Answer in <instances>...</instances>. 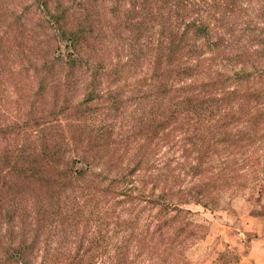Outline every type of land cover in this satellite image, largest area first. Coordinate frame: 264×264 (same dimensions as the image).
<instances>
[{"label": "trees", "instance_id": "1", "mask_svg": "<svg viewBox=\"0 0 264 264\" xmlns=\"http://www.w3.org/2000/svg\"><path fill=\"white\" fill-rule=\"evenodd\" d=\"M245 1L26 0V4H22L23 13H29L30 6L34 7L29 19L35 16L36 26L40 27L38 30L39 27L29 28L25 19H19L20 10H9L11 0H0L3 6L0 20L11 14L3 20L5 24H0V45L11 31L17 36H27L35 61L34 78H37L33 93L46 98V102L41 103L46 105V118L40 123L35 122L38 125L35 129L22 131L19 123H5L4 126L0 123V133L9 135L3 139L12 137L14 141L11 143L8 140L9 143L0 149V264H184L182 258L175 260L169 252L174 240L165 243L166 250L158 254L159 238H162L163 229L172 230L173 236H177L176 222L184 218L181 213L189 214V210H183L177 204L187 203L190 199L201 204L204 202L197 197L171 202L164 191L157 200L147 199L148 203H154L159 208V214L174 212L168 215L171 217L152 225L156 226L155 231L149 233L148 223L145 230L134 232L136 226L129 222L135 226L130 227L129 234L125 233L127 229L122 235L118 234L119 230L122 231L120 224L110 233L108 226L118 221L119 217L114 219L109 212L106 215L102 213L99 218L85 215L83 204H90L92 198L95 199V192L89 191L87 194L90 197L87 198V194L83 196L84 187L73 183L75 173L83 174L91 170L95 162L92 156L93 163L88 155L84 157L83 154L77 159L66 153L70 141L77 145V141L84 140L83 129H74L75 132L69 129L65 132L70 131V136L65 138L58 119L62 116L68 125L80 128L79 122L83 117L101 111L104 103L116 100L112 88L99 89L96 77L100 71L109 73L108 76L121 75L129 67L143 70V63L146 62L151 72L149 75L146 73L142 80L156 102L161 103L168 96L167 101L172 105L183 106L177 112L163 113L159 125H171L172 130L178 129L183 134L181 139L185 153L181 154L182 167H188L187 173L212 172L211 180L223 182L215 188H223L224 183L231 185V181L238 176L226 177L230 166L240 164L247 170H256L261 165L257 154L259 151L264 154L263 108L247 106L237 98L238 103H231L229 99L234 98L231 97L233 92L217 93V87L222 85L221 78L210 74L202 78L201 75L208 73L209 69L206 71L198 63H179L170 72L151 66L159 29L172 31L189 16L200 19L213 30H221L218 39H210L209 50L215 49L221 39L233 40L236 37V24L240 23L238 17L244 11L255 10L247 22L250 27L257 28V24L264 20V4L257 9L252 6L244 8L242 3ZM9 19L14 23L6 24ZM223 24H230L225 32L222 31ZM42 29L46 33L45 38L36 42ZM242 31H250L249 26L244 25ZM61 40L68 41L71 48L65 56L59 51ZM82 52L98 59L92 67L81 65ZM123 54L126 57L124 63L121 60ZM104 57H113L108 62V69L101 62ZM81 66L85 71L91 69L92 72L89 82L84 85L85 93L74 105L70 102L71 94L79 81L77 76H81L82 71L78 74ZM199 80L207 81L198 83ZM141 95L142 98L148 96L145 92ZM253 95L251 92L246 97ZM94 99L101 103L97 101L90 108L89 103ZM204 102L208 105L202 110ZM55 136L61 141L51 144ZM25 139L27 143H19ZM64 139L66 143L63 146ZM103 144L100 143L106 146ZM227 146L231 147V153L224 155ZM219 150L222 156L229 158L215 163L212 155ZM98 154L100 156L101 152L96 150L95 159ZM114 156L109 152L107 158L114 159ZM79 162L84 166L74 169L73 166ZM130 173L122 174L121 181L126 180ZM78 189L83 190L79 192ZM138 192L137 189V195ZM178 192L180 189L175 192L170 190L169 194ZM119 193L125 196L128 190ZM82 196L85 198L80 204ZM91 211L89 214L92 215ZM131 220L136 221V218ZM157 220L160 221L159 218ZM2 225L7 226L3 231Z\"/></svg>", "mask_w": 264, "mask_h": 264}, {"label": "rangeland", "instance_id": "2", "mask_svg": "<svg viewBox=\"0 0 264 264\" xmlns=\"http://www.w3.org/2000/svg\"><path fill=\"white\" fill-rule=\"evenodd\" d=\"M25 1L11 0L9 10H20L19 19H25L29 28L38 29L35 16L32 20L29 19L33 15L30 12H34V7L30 6L29 13H23L22 4L25 5ZM246 1L242 3L244 8L252 6L257 9L264 4V0ZM2 7L0 3V9ZM252 13H255V10L242 12L238 17L240 23L236 24V37L233 40L221 39L212 50L208 49L210 39H218L217 35L221 30L218 32L210 25L207 27L198 18L189 16L172 31L159 29L154 42L156 48L152 55L151 66L159 71L170 72L179 63L187 61L198 63L206 71L209 69L208 73L201 75L202 78L209 74L214 78H221L222 85L217 87V93L221 91L225 93L228 90L233 92L231 97L234 98L229 99L231 103H238L235 99L237 98L247 106L264 109V53H262L264 52V20L256 23L257 28L250 27L251 24L247 21L252 17ZM10 15L6 14L4 19L0 20V24H5L3 20ZM16 19L15 22L18 21V18ZM11 22L13 21L9 19L6 24ZM244 25H248L250 31L244 33L242 31ZM228 26L230 24H223L222 31L225 32ZM44 34L46 35L42 29L36 42L44 39ZM59 43V51L64 56L67 55V52L71 51L69 42L61 40ZM32 56V48L27 36H17L13 31L5 36L0 45L2 126L5 123L11 125L19 123L22 131H30L31 128L35 129L38 126L35 122L40 123L46 118V105L41 104L46 102L45 95L41 97L33 93L37 78H34L35 61ZM81 56L83 62L81 65L86 64L88 67H92L98 60L95 56L83 52ZM112 59L113 57H104L101 60L106 69L109 67V60ZM121 60L123 63L126 61L124 54ZM78 72V74L81 72V76H77L79 81L74 93L71 94V100L69 99L74 105L80 102L85 93L84 85L89 82L92 70L85 71L81 66ZM150 72L151 69H147L146 62L143 63V70L140 67L136 69L129 67L120 73L121 75L108 76L109 73L100 71L96 77L99 89L112 88L113 98L116 100L104 103L105 107L101 111L97 113L91 111L90 115L83 117L82 122H79L80 128L72 124L68 125L62 116L58 119L65 138L70 136V131L65 132L69 129L72 132L83 129L84 132L82 142L77 141L75 145L70 141L67 144V155L78 159L84 154V157L90 156L91 162V156L95 160L91 170H86L83 174L75 173L73 182L77 186L84 187L83 196L89 191L95 192V199L92 198V202L87 203L86 206L83 204L84 214L99 218L102 213L106 215L109 212L113 214L114 219L118 216L117 223L113 222L108 226L110 233L114 228H118L119 224L122 228V231L119 230V235H122L125 229H127L125 233L129 234L130 227L135 226L138 229L134 232H140L148 227V223L151 233L156 230V226L152 225L171 217L168 215L174 212L167 213L168 215L159 214V208L154 203H148V198L157 200L164 191L165 196L171 198V202L197 197L204 203L190 199L187 203L177 204L179 208L189 210V214L181 213L180 216L184 218L176 222L177 236H173L172 230H162L164 231L162 238L158 237L161 243L158 254L166 250L165 243L174 240L171 251L167 250L166 254L169 251L175 260L182 258L184 264H250L244 260L245 254L253 255L250 259L255 257L259 261L262 258L259 256L264 254L263 152L259 151L257 154L260 156L261 165L257 166L256 170H247L240 164L230 166L226 177L238 176L235 181H231V185L224 183L223 188L221 186L215 188V185L223 182L211 180L212 172L195 175L192 172L187 173L188 167L184 169L182 167L181 154L185 153L182 148L184 141L181 139L183 134L178 129L172 130L171 125L165 127L159 125L163 113L177 112L183 106L172 105L167 101L168 96L161 103L156 102L155 96L149 92V88L142 80L145 74L149 75ZM202 81L207 80H199L198 83ZM184 82L188 83V80ZM143 92L148 96L142 98ZM251 92L254 95L247 98L246 94ZM94 100L89 103L90 108L94 107L97 101L98 104L101 103L97 99ZM207 105L208 102H204L202 110L206 109ZM7 136L9 135L0 133V149L9 143L8 140L14 143L12 137L3 139ZM58 136H55L50 143L60 142ZM27 142V139L19 141V143ZM65 143L66 139L62 142L63 146ZM100 143L106 146H101ZM81 150L84 152L82 153ZM96 150L101 152V155L98 154L95 159ZM109 152L116 155L114 159L107 158ZM230 153L231 147L227 146L223 154ZM223 158L229 156H222L220 150L212 155L215 163H219ZM82 166L84 165L79 162L73 168L80 169ZM130 171L127 178L123 177L126 180L121 181V175ZM125 189L128 190L127 195L119 193ZM178 189L180 192L169 194L170 190L175 192ZM82 190L78 189L79 192ZM83 196L79 198V202L82 201L80 204L84 201ZM86 197L90 196L87 194ZM215 197L217 199L213 200ZM90 209L92 215L89 214ZM133 218H136V221L131 220ZM158 218L160 221L157 220ZM129 222H133L135 226L128 224ZM6 227L2 225V231ZM172 227H175L174 223ZM252 262L254 263V259Z\"/></svg>", "mask_w": 264, "mask_h": 264}, {"label": "crops", "instance_id": "3", "mask_svg": "<svg viewBox=\"0 0 264 264\" xmlns=\"http://www.w3.org/2000/svg\"><path fill=\"white\" fill-rule=\"evenodd\" d=\"M264 254L262 256H259V257H262L259 261H257V258H253L254 259V263L252 262L253 259H250V257H253V255H248V254H245V258L244 260H246V262H249L250 264H264Z\"/></svg>", "mask_w": 264, "mask_h": 264}]
</instances>
